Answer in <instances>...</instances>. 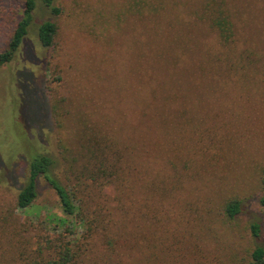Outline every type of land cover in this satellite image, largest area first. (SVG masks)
<instances>
[{
	"label": "rangeland",
	"instance_id": "374dc122",
	"mask_svg": "<svg viewBox=\"0 0 264 264\" xmlns=\"http://www.w3.org/2000/svg\"><path fill=\"white\" fill-rule=\"evenodd\" d=\"M223 2L236 27L229 44L205 0H56L58 15L36 10L15 57L0 63V264H49L67 246L74 264H244L264 246V0ZM23 7L0 0V53ZM44 20L57 25L49 47ZM97 144L120 152L123 171L106 185L82 178L86 224L43 178L33 204L18 207L34 155L52 154L64 172ZM232 198L243 210L228 220Z\"/></svg>",
	"mask_w": 264,
	"mask_h": 264
},
{
	"label": "trees",
	"instance_id": "16d2710c",
	"mask_svg": "<svg viewBox=\"0 0 264 264\" xmlns=\"http://www.w3.org/2000/svg\"><path fill=\"white\" fill-rule=\"evenodd\" d=\"M205 17L209 18L210 27L217 31V34L224 44H229L234 40L236 27L230 15L224 10L223 0H205ZM58 15L60 7L56 5V0H24V7L17 26L11 36L8 48L0 53V63L11 61L21 44L26 40L30 27L34 24L35 12L38 8ZM57 33V25L52 20H44L39 24L38 35L41 43L49 47L54 42ZM98 149L93 147L84 154V161L81 167H74L70 164V159L62 155L66 164H70L64 172L59 171L58 159L48 152H38L28 162V174L24 185L20 188L17 196V205L21 208H27L33 204L37 198V185L40 178L56 192L61 207L67 216H77V223L86 224L87 218L81 216V205L77 202L78 184L82 178H86L93 183L106 185L121 178L122 157L116 149L106 152L104 146L97 144ZM65 150V148H64ZM114 155L111 157L110 153ZM77 159V158H74ZM77 177V184L71 179ZM262 194L259 197V203L264 209V168L260 178ZM243 210L242 200L232 198L224 205V214L228 220H234ZM81 216V217H79ZM64 221V220H63ZM90 230V228H89ZM250 230L254 238H260L262 235V223L260 220L253 219L250 222ZM116 237L108 235L106 243L109 248H114L117 243ZM61 249V247H60ZM49 264H74V255L68 246L65 249L57 251ZM244 264H264V246L256 244L244 260Z\"/></svg>",
	"mask_w": 264,
	"mask_h": 264
}]
</instances>
